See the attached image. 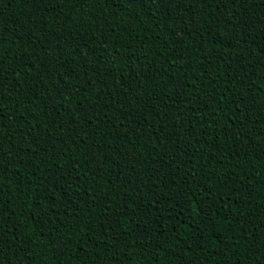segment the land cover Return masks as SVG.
Listing matches in <instances>:
<instances>
[{
  "label": "trees",
  "instance_id": "16d2710c",
  "mask_svg": "<svg viewBox=\"0 0 264 264\" xmlns=\"http://www.w3.org/2000/svg\"><path fill=\"white\" fill-rule=\"evenodd\" d=\"M0 264H264V0H0Z\"/></svg>",
  "mask_w": 264,
  "mask_h": 264
}]
</instances>
